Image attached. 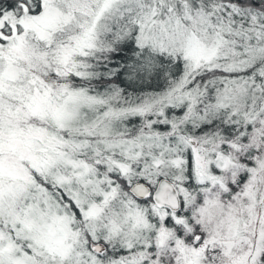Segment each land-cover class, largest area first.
Returning <instances> with one entry per match:
<instances>
[{"label":"snow or ice","instance_id":"6c2138e0","mask_svg":"<svg viewBox=\"0 0 264 264\" xmlns=\"http://www.w3.org/2000/svg\"><path fill=\"white\" fill-rule=\"evenodd\" d=\"M0 264H264V0H0Z\"/></svg>","mask_w":264,"mask_h":264}]
</instances>
